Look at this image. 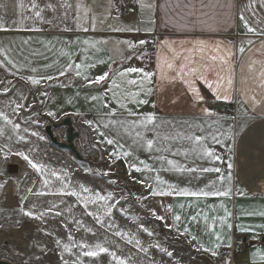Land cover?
<instances>
[{"label": "crops", "instance_id": "obj_1", "mask_svg": "<svg viewBox=\"0 0 264 264\" xmlns=\"http://www.w3.org/2000/svg\"><path fill=\"white\" fill-rule=\"evenodd\" d=\"M136 1L0 0V70L88 91L73 117L92 131L101 175L83 177L109 185L130 223L144 215L186 258L216 264L235 234L256 237L233 264H264V0Z\"/></svg>", "mask_w": 264, "mask_h": 264}, {"label": "rangeland", "instance_id": "obj_2", "mask_svg": "<svg viewBox=\"0 0 264 264\" xmlns=\"http://www.w3.org/2000/svg\"><path fill=\"white\" fill-rule=\"evenodd\" d=\"M50 84L20 81L0 70V259L14 264H150L154 254L155 264H210L191 252L186 258L177 250L180 242L144 215L142 229L130 223L127 210L115 209L109 185L84 179L101 175L94 169L98 154L92 131L73 117L87 111L83 104L90 94L81 87L49 89ZM94 98L90 110H95ZM66 117L79 132L73 144L88 165L53 145L45 133L50 125L65 142L66 128L58 123ZM10 164L16 173L9 172ZM167 245L172 247L167 250ZM225 259L233 263L232 256Z\"/></svg>", "mask_w": 264, "mask_h": 264}, {"label": "built area", "instance_id": "obj_3", "mask_svg": "<svg viewBox=\"0 0 264 264\" xmlns=\"http://www.w3.org/2000/svg\"><path fill=\"white\" fill-rule=\"evenodd\" d=\"M136 6H137L136 0H123L122 2V8L125 11L134 10ZM144 50L146 54L149 56L153 55L154 53V48L151 44L145 45ZM219 114L220 116H223V117L234 118L235 111L231 106L226 105V106H223L219 110ZM248 247H249V244H248L247 238H245L241 234H235L230 244L219 247L216 259L219 260V259L225 258L226 254L233 256L235 253L245 251ZM202 260L203 262L208 261V263L210 264L214 263L211 257H209L208 259H202Z\"/></svg>", "mask_w": 264, "mask_h": 264}, {"label": "water", "instance_id": "obj_4", "mask_svg": "<svg viewBox=\"0 0 264 264\" xmlns=\"http://www.w3.org/2000/svg\"><path fill=\"white\" fill-rule=\"evenodd\" d=\"M58 126L59 127L64 126L66 128L65 129L66 130V141L65 142L59 141L53 135L52 127L50 125H45V133L49 137V140L52 142L53 145H55L59 148L68 149L69 151H71L74 154V156L77 159H81L82 156L79 154L78 149L75 146V144H73V140L76 137H78L79 132L74 130L72 120L69 117H66L65 119H63L62 121H60L58 123ZM9 172L10 173H16V166L14 164L9 165ZM0 264H14V263L7 262L3 259H0Z\"/></svg>", "mask_w": 264, "mask_h": 264}, {"label": "snow or ice", "instance_id": "obj_5", "mask_svg": "<svg viewBox=\"0 0 264 264\" xmlns=\"http://www.w3.org/2000/svg\"><path fill=\"white\" fill-rule=\"evenodd\" d=\"M37 15H39V13H37ZM243 19V18H242ZM250 31H251V29H249ZM241 51H243V49H241ZM212 59H215V57H213ZM169 67H172V65L171 64H169L168 65ZM77 68H79V65H77ZM128 72H137V71H140L139 69H136V68H129L128 70H127ZM193 71H195V70H193ZM77 75H80V72L79 71H77V73H76ZM121 75L123 76L124 75V73H121ZM148 76H150V74H148V73H145V78H147ZM105 79V76H100V77H98L97 78V80H96V82H99V81H101V80H104ZM32 83H37V81L36 80H32ZM128 83H130V84H135L136 83V81H134V80H129L128 81ZM209 86H211V85H209ZM192 91L193 92H195L196 90L193 88L192 89ZM226 98V97H225ZM93 99H95V98H93ZM140 103H146V101H139ZM0 115H2V114H0ZM5 119H7L6 117H4ZM148 122L150 123L151 121H152V117L151 116H149L148 118ZM10 122V121H9ZM197 140H199V138H196ZM109 144H112L113 143V141L112 140H108L107 141ZM149 146H151V141H149ZM207 155H212L210 152H208V153H206ZM125 155H127V153H125ZM25 159H28L27 157H24ZM169 163H171V161H169ZM29 164H31V166L33 167V168H38V166L36 165V164H34V163H32V161H29ZM228 167L229 168H231V164H229L228 165ZM137 171H139V169H137ZM203 171H217V172H219V169H203ZM221 179H223V177H221ZM229 179H230V177H229ZM153 194H156V193H153ZM161 194H168V193H161ZM179 194H181V195H183V194H189V193H187V190H184L183 192H181V193H179ZM191 195H199V193H190ZM204 195H209L210 193H207V192H205V193H203ZM211 194H213V195H228V193L227 192H224V193H211ZM100 199H104V197H100ZM25 215H31V213H25ZM176 219L178 220L179 219V217H176ZM101 251H104V249H101ZM86 255H89V256H94V255H96V253L95 252H88V253H86Z\"/></svg>", "mask_w": 264, "mask_h": 264}, {"label": "flooded vegetation", "instance_id": "obj_6", "mask_svg": "<svg viewBox=\"0 0 264 264\" xmlns=\"http://www.w3.org/2000/svg\"><path fill=\"white\" fill-rule=\"evenodd\" d=\"M73 123V122H72ZM77 131V130H76ZM78 132V131H77Z\"/></svg>", "mask_w": 264, "mask_h": 264}, {"label": "bare ground", "instance_id": "obj_7", "mask_svg": "<svg viewBox=\"0 0 264 264\" xmlns=\"http://www.w3.org/2000/svg\"><path fill=\"white\" fill-rule=\"evenodd\" d=\"M78 148V147H77Z\"/></svg>", "mask_w": 264, "mask_h": 264}]
</instances>
